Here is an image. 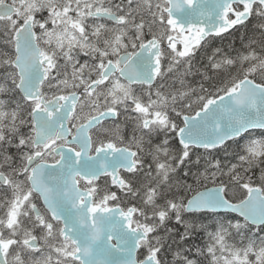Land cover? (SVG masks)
<instances>
[{"label": "snow or ice", "instance_id": "snow-or-ice-1", "mask_svg": "<svg viewBox=\"0 0 264 264\" xmlns=\"http://www.w3.org/2000/svg\"><path fill=\"white\" fill-rule=\"evenodd\" d=\"M0 264H264V0H0Z\"/></svg>", "mask_w": 264, "mask_h": 264}]
</instances>
